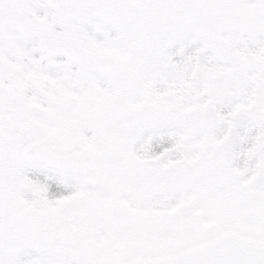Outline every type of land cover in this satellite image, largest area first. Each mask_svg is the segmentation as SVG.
<instances>
[{
    "label": "snow or ice",
    "instance_id": "obj_1",
    "mask_svg": "<svg viewBox=\"0 0 264 264\" xmlns=\"http://www.w3.org/2000/svg\"><path fill=\"white\" fill-rule=\"evenodd\" d=\"M0 264H264V0H0Z\"/></svg>",
    "mask_w": 264,
    "mask_h": 264
}]
</instances>
